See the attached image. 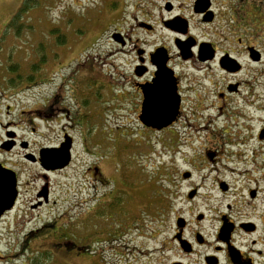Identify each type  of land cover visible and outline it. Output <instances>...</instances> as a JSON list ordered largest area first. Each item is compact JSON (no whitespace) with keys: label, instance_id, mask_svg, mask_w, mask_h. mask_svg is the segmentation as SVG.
I'll list each match as a JSON object with an SVG mask.
<instances>
[{"label":"flooded vegetation","instance_id":"1","mask_svg":"<svg viewBox=\"0 0 264 264\" xmlns=\"http://www.w3.org/2000/svg\"><path fill=\"white\" fill-rule=\"evenodd\" d=\"M103 4L111 47L102 53L131 66L127 75L112 69L110 90L88 57L89 78L72 75L69 91L60 85L29 101L48 80L40 71L12 73L19 37L11 17L0 34V264L90 260L100 244L101 264H264V0ZM34 64L43 66L39 58ZM86 82L96 99L113 94L137 116L145 90L151 105L177 106L169 126L141 125L146 136L171 135L162 149L184 163L175 172L181 206L168 215L158 247L148 246L153 230L136 218L128 224L119 163L112 167L119 179L108 178L106 154L82 142L75 166L71 123L84 116L70 114L67 101L85 105ZM67 137L71 149L62 156Z\"/></svg>","mask_w":264,"mask_h":264},{"label":"rangeland","instance_id":"2","mask_svg":"<svg viewBox=\"0 0 264 264\" xmlns=\"http://www.w3.org/2000/svg\"><path fill=\"white\" fill-rule=\"evenodd\" d=\"M21 1L0 0V34L8 18L19 13L17 10ZM103 3L104 0H39L38 5L31 7L20 19L16 17L19 19L16 22L21 20L23 25L18 27L19 38H12V46L17 47L11 55L12 61L17 62L12 70L17 72L12 73L24 78L40 71L44 79L48 80L39 90L28 92L29 101L39 99L41 94H47L57 86L60 88V85H64L65 90L69 91L72 75L78 79L89 78L85 70L88 57L91 60V71L94 68L98 70L95 76L101 75L98 79L107 89L114 81L115 72L112 69L115 66L120 67L127 75L131 67L129 58L109 59L102 53L111 47L106 39L110 18L107 17ZM14 27L15 25L12 28ZM38 58L43 62L40 69L33 65ZM2 59L3 54H0V62ZM91 85L89 82L84 85L85 105L78 104L73 99L67 101L70 114L78 116L79 111L85 117L78 120L84 127V135L79 126L71 123V134L76 140L75 166H78V161L82 158V142H86L88 149L106 154L101 169L108 178L116 181L119 179L112 171L115 162L119 163L118 173H123L124 180L123 210L128 224L136 218L138 223L141 221L144 229L153 230L155 239L148 246L158 247L167 225L171 224H167L168 215L181 206L175 172L184 168L182 158L179 154L174 155L162 149L163 143L171 144V135L168 134L163 139V135L146 136L138 123L136 108L118 106L111 101L115 98L113 94L109 100L105 97L96 99ZM62 123L60 122L61 126ZM161 199L169 200L170 207L164 214L162 212V222L157 224L156 211L163 210L162 205L157 203ZM147 210L150 214L153 211L154 215L148 214ZM140 241L141 239L136 242ZM101 246L103 245L100 244L98 250L92 252L90 260L75 258L69 264H101L103 255L100 250L104 249ZM107 254L110 258L111 252ZM155 264L163 262L156 260Z\"/></svg>","mask_w":264,"mask_h":264},{"label":"water","instance_id":"3","mask_svg":"<svg viewBox=\"0 0 264 264\" xmlns=\"http://www.w3.org/2000/svg\"><path fill=\"white\" fill-rule=\"evenodd\" d=\"M148 90H145V101L141 109V115L139 117L140 122L153 129H161L168 126L175 115L177 106H159L151 105V100L147 98ZM69 147H65L63 150L64 155L68 154ZM63 166V165H62ZM8 208V207H7Z\"/></svg>","mask_w":264,"mask_h":264},{"label":"trees","instance_id":"4","mask_svg":"<svg viewBox=\"0 0 264 264\" xmlns=\"http://www.w3.org/2000/svg\"><path fill=\"white\" fill-rule=\"evenodd\" d=\"M38 1L39 0H22L21 1V4H20V7L18 9V12L21 13V12H24V11H28L31 7L37 6L38 5ZM19 33H20V28H18V33L17 34H19ZM36 66L37 65H35L34 67H36ZM37 68H38V66H37ZM12 71L15 72V73L17 72V70H12ZM16 76H17L18 79H20V76L19 75H16ZM14 83H15V80H12V84H14ZM169 202L170 201L169 200L167 201L166 199H161V200H158L157 201V203L161 204L162 207H163V210L156 211V214H157V219H156L157 224H158V222H159V224L162 222V219H161L162 212L164 211L163 212V214H164L168 210V208L170 207ZM150 215L151 216L154 215L153 211H152V213Z\"/></svg>","mask_w":264,"mask_h":264}]
</instances>
